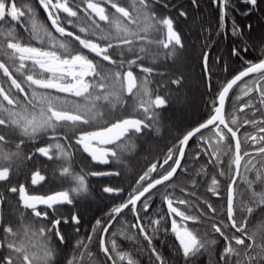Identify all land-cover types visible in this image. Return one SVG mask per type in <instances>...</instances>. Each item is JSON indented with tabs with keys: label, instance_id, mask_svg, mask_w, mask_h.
Listing matches in <instances>:
<instances>
[{
	"label": "snow or ice",
	"instance_id": "6c2138e0",
	"mask_svg": "<svg viewBox=\"0 0 264 264\" xmlns=\"http://www.w3.org/2000/svg\"><path fill=\"white\" fill-rule=\"evenodd\" d=\"M242 2L249 6L246 15L258 8L264 11V0ZM191 3L193 7L198 6V0H191ZM213 3L219 8L221 21L228 19V13L233 10L231 0H213ZM38 4L46 13L52 28L59 33L60 39L47 29H43L47 40L40 35L41 26L30 5L22 8L18 7L17 0H0V57H3L0 59V76L3 77L0 79V145L11 141L16 149L14 152L0 150V264H57L56 249L48 245L50 237L55 236L60 244L65 243L66 236L61 232L62 223H71L75 232L80 231L81 215L73 210L69 216H65L60 208L62 205H73L77 197L87 199L91 195L85 176L70 173L73 146L88 154L98 164L123 163V137L127 136L131 140L133 137L147 135L153 126L162 122L161 110L166 112L170 105L179 106L184 103L182 89L189 80L184 68L186 56L200 61L203 79L209 91L212 89L209 45L206 40L200 45L198 57L195 45L189 50L180 29L181 18H189V13L183 8L177 9L175 16H158L157 6L169 8L165 0H132V12L122 6L120 0H38ZM104 5H110L114 10L110 13L113 18L111 21ZM25 9L29 13L27 23L31 25L30 28L24 27ZM85 18L91 23L81 26ZM124 20L127 24L122 22ZM98 21L109 22V27H114L115 32L100 29ZM10 22H13L12 26L5 28L4 25H9ZM15 24L24 27L27 36L18 34ZM149 29L158 38L147 40L145 35H141ZM204 31L207 33L206 29ZM230 31L238 40L230 46L229 58H240L247 54L250 50L249 41L255 49L264 51V33L255 38L249 35L254 32L252 24L240 28L232 23ZM32 38L48 47L33 46ZM137 41L142 43L138 44ZM145 42L154 43L166 50V58L174 61L172 71L166 78L168 88L162 94L154 96L146 86L147 76L154 74V69L143 65ZM57 49L63 50L66 55L61 56ZM129 54L134 58H130ZM213 63L220 65L224 71L227 70L223 57H215ZM246 64L215 93L208 118L182 133L177 138L178 143L173 146L176 150L169 148L162 162H157L161 169L159 178L152 177V173L157 172V163H152L135 179V186L126 193L127 198L110 208L108 223L101 228L98 243L100 251L111 264H139L133 258L134 254L117 251L115 239L110 242L105 240L112 221L125 209L135 218V222L130 225L131 229L138 230L139 236L147 241L145 250L149 252L152 264H171V257H165L154 244L161 233L168 231L178 241L177 252L182 264H197L200 256L217 242L207 238L212 233L218 234L224 241L218 264H264V242L257 243L256 234L246 230L247 216L254 212L255 207L264 205V192H255L254 181L246 178V174L255 169L254 159L259 157L264 162V57L255 63L246 61ZM134 68L147 74L140 87H137ZM155 74L164 76L163 72ZM250 76L253 77L251 86L245 81L241 91L245 96L256 92L261 107L257 108L249 100L238 110L243 112L245 108H250L260 111L261 119H244L240 122L234 113L230 119H226L225 105L230 91L238 82ZM173 87L175 91L171 90ZM53 91L83 98L85 103L69 101L66 96L53 95ZM125 93L133 98L128 108L131 115L127 118H112V113L109 112L107 118L101 116L96 101L102 99L112 103L114 98L123 107L127 103L123 99ZM98 116H101V120H97ZM101 123L104 126L97 127ZM244 125L256 128V134H244L245 141L251 145H259L253 149L255 155L246 149L242 152L238 133ZM90 127L96 130H90ZM204 129H209L212 135L205 136L202 131ZM193 137L200 142L198 151L193 154L194 161L198 162L203 155L207 157V163L215 168L223 162L222 156L227 154L222 152V148H230L232 153L228 165L231 174L228 176L224 218L218 221L213 215L217 213V209L207 200L204 204L209 211L205 212L195 201L179 198L175 191H168L174 187L173 177L179 180L180 176H185L195 189L198 182L196 176L202 173L206 175L203 167L199 170L187 167L185 149ZM229 138L232 143L226 145L224 142ZM26 141H41L42 144L30 146ZM53 149L57 151L54 153ZM54 155L69 164L60 165L58 171L61 176H70L75 182L76 187L70 190L73 195H70V191H59L52 195L29 194L25 184L19 182L17 174L25 172L30 185L41 184L46 179L42 174V171H46L43 165L53 161ZM242 161L243 176L240 171ZM165 165L168 167L165 168ZM218 174L223 177L226 172L219 169ZM88 175L122 178L119 169L92 171ZM237 177L247 185L246 191L252 193L250 203L241 199L243 193L239 191ZM262 177L264 170H257V179ZM219 184L220 181L213 176L208 191L218 196ZM179 191L181 194L195 196V191L189 193L186 187H181ZM102 192L118 197L125 193V188L120 185L105 186ZM6 193L15 194L18 205L16 211L21 212V219L23 212H28L32 224L15 227L5 217L3 206L11 204ZM156 195L160 196L166 206V212L158 213V218L149 213ZM181 205L186 210H181ZM192 208L196 209V213L190 214L189 210ZM50 212L55 214L51 219ZM169 216L170 229L164 227L166 217ZM176 217L180 218L179 221ZM43 221H48L51 226L43 224ZM189 221L199 225L201 231L189 228ZM95 224L100 225L101 221L97 219ZM35 225H39L38 229ZM229 228L231 232H228ZM37 235L44 239L40 245L31 242V237ZM91 238L90 235L88 239ZM68 264H72V261L69 260Z\"/></svg>",
	"mask_w": 264,
	"mask_h": 264
},
{
	"label": "trees",
	"instance_id": "16d2710c",
	"mask_svg": "<svg viewBox=\"0 0 264 264\" xmlns=\"http://www.w3.org/2000/svg\"><path fill=\"white\" fill-rule=\"evenodd\" d=\"M169 4V8L165 9L162 6H157V15H177V9L183 8L189 13V18L184 20L181 18L180 20V29H182V36L186 39V42L189 46V50L191 51L192 45L196 46V54L200 55V45L206 42L209 45L208 51L210 52V63H212V69L216 68L213 64V60L217 56L223 57V62L227 66L226 74H215L212 82V89L209 91L208 87L205 83L198 82V87L196 90L190 89V69L193 67V62L195 59L190 58V56H186L184 60V68L185 72L189 77L188 84L185 88V93L189 95L190 99L192 98L194 101V106L199 112L200 110H204L205 108L209 109L211 105V101L214 98L215 93L228 81L230 80L239 70L238 64L246 63V61L256 62L259 58L264 57V51L255 49L252 46V42L249 41V52L243 55L239 59L237 57L229 58V49L230 46L234 44L238 40V37H235L231 34L230 28L231 24L235 23L238 27L244 28V26L248 24H252L254 26V32L250 33L254 38L264 33V11L260 8L252 11L250 15H246V11L249 6L244 4L242 0H231L232 11L228 13V19L225 21H221L220 19V11L217 5L213 3V0H198V6L193 7L191 1L189 0H165ZM122 6H125L130 12L133 11L132 0H120ZM18 7H22L24 5H30L36 13V19L41 26L40 35L47 40V37L44 35L43 29H47L52 32V35L60 39L59 33H56L55 30L48 24L46 20V15L43 13L42 9L39 7L38 2L36 0H17ZM264 7V5H262ZM109 14V20L111 21L113 18L110 15L113 10L109 7L107 8ZM29 13L25 9V25L24 27L30 28L31 25L27 23V17ZM93 19H97L93 17ZM98 20V19H97ZM124 24H127V21H122ZM91 23L86 18L82 21L81 26H87V24ZM99 23V22H98ZM13 22H10L9 25H4L5 28L12 26ZM18 34L22 36H27V33L20 24L14 25ZM100 29L105 32H115L114 27H109L105 23H99ZM129 27L134 28L135 26L129 25ZM207 30L205 33L204 30ZM78 31V28L76 29ZM141 35H145L147 40H154L158 38L157 34L153 33L151 29L147 33H141ZM31 43L36 47H48L47 45H41L40 41L32 38ZM136 43H142L137 41ZM146 54L143 55V65L145 67H152L154 69V74L151 76H147V74L141 72L139 69L134 68V72L138 78V85L140 87L142 81L145 76H147V88L151 90L153 96L155 94H162L165 88H168V84L166 81L167 76L172 71V65L174 61L171 58H166V50L160 48L156 44H147L144 43ZM147 47L150 49L147 50ZM58 54L61 56L66 55L61 49H57ZM130 58H134L132 54H129ZM3 57H0L2 59ZM238 60L242 61L239 62ZM198 64L200 61L196 59ZM245 65H241L244 67ZM191 67V68H190ZM199 67V66H198ZM222 68V67H220ZM12 69L10 68V71ZM156 72H163L164 76L161 77L156 75ZM15 75V73H14ZM3 77L0 76V79ZM204 84V86H203ZM175 91V87L171 89ZM191 90V91H190ZM123 99L127 101L121 107L120 103H116L114 98L113 102L109 105H106L108 101L99 100V104L97 107L101 113V116L107 118L109 112L112 113V118H127L131 115V112L128 111L129 104L132 102V97H129L126 93L123 95ZM69 101H75L81 103L83 100L78 98L69 97ZM114 104V106H113ZM193 109V108H192ZM162 111V122L153 126L151 131L146 136H141L139 142H143L141 147L135 151V170H134V179L138 178V175H142L144 171L140 168L138 169V165L141 166L142 160L145 158L151 166L152 163H156V161L165 158L167 150L174 146L177 143L179 137L182 136V133L187 132L192 126V121H190L189 114L186 110L179 109L178 106L170 105L166 112ZM192 113V112H191ZM241 114V113H240ZM101 116L97 117V120H101ZM98 127L104 126L102 123L97 125ZM145 142H148V146L145 147ZM18 143V141H16ZM26 144L33 145L34 142L26 141ZM153 144V145H150ZM23 147V146H22ZM0 150L4 152H14L15 144L9 141L5 145H0ZM27 151V149H25ZM123 161L125 164L122 168L119 169L122 173L123 184L121 186L124 188L126 184V162L127 156L123 154ZM80 157L78 154H74L71 156L70 160V173L77 175H84V172H89L91 170L86 169V166L82 169H78L76 162ZM138 161V162H137ZM28 162H26L27 164ZM138 164V165H137ZM25 172H21V176L19 178V182L23 183L25 178ZM86 179V178H85ZM27 180V179H26ZM94 179H86L89 192L91 195L87 198L77 197L74 201V204L70 207H63L61 211L65 216H69L70 213L75 210L81 215V224L79 225L80 231L77 233L74 231V227L69 224H61V232L65 234L66 241L64 244H60L59 241L55 238V236L50 237L48 240L49 247H53L56 249V260L57 264H68V261L71 260L72 264H111L110 261H107L104 257V254L99 249V235L101 232V228L108 223L109 216L108 212L110 208L116 204L114 203V196H107L104 193L97 195L90 191V186L94 182ZM264 181L261 180V186L259 192H264ZM70 185L68 186V191L72 188L76 187L75 182L69 176ZM175 182V181H174ZM162 188V187H161ZM55 190V189H54ZM9 196V200L11 204H6L4 207L5 217L10 220V222L15 227H22L32 224V218L29 216L28 212H23V219H21V212L16 211L18 205L16 204L17 197L15 194H7ZM70 195H73L70 191ZM252 196V193L250 194ZM256 215L254 212L249 216H247L248 224L247 231L249 233H255V239L257 243L264 242V205H261L256 208ZM99 219L101 221L100 225H96L95 221ZM135 221L134 217L130 215L129 212H125L118 216L115 220L114 224L110 227V230L107 234V241H111L115 239L117 242V251H123L130 254H134L133 258L139 261V264H152V261L149 259V252L145 249L147 248V242L143 240V243L140 241L137 243L133 238L138 237L134 233H131L132 230L130 225ZM43 224L51 226L46 221H43ZM39 225H35V228L38 229ZM165 228L168 227L167 220L164 223ZM95 228V232L93 229ZM116 230L122 231L119 234ZM55 231V229H53ZM115 234V235H113ZM91 235V240L88 237ZM160 238H162L160 240ZM78 241L82 243H78ZM31 242L37 245H40L44 242L43 237L39 235L35 237H31ZM132 243V244H131ZM247 243V241H246ZM154 244L158 247L159 251L165 255V257H171V264H182L181 257L177 252V246L173 239L171 238V234L169 231L166 233H161L157 239L154 240ZM235 247V245H234ZM235 259V258H234ZM203 262L197 263L201 264ZM126 264V262H125ZM211 264L213 262L211 261ZM215 264V263H214Z\"/></svg>",
	"mask_w": 264,
	"mask_h": 264
},
{
	"label": "flooded vegetation",
	"instance_id": "af4514ba",
	"mask_svg": "<svg viewBox=\"0 0 264 264\" xmlns=\"http://www.w3.org/2000/svg\"><path fill=\"white\" fill-rule=\"evenodd\" d=\"M38 2V0H36ZM191 1V0H189ZM39 5V4H38ZM106 8V13L108 12V7L110 8V5H104ZM40 7V6H39ZM41 8V7H40ZM111 9V8H110ZM43 10V9H42ZM112 10V9H111ZM114 11V10H113ZM44 12V11H43ZM45 13V12H44ZM81 15H83L82 13H80ZM46 15V13H45ZM47 18V15H46ZM96 18V17H95ZM98 19V18H97ZM48 20V19H47ZM48 24L51 23L48 20ZM100 24L101 23H105L106 25L109 26V22H104V21H98ZM82 23V22H81ZM52 27V26H51ZM150 48L147 47V50H149ZM199 55H197L198 57ZM239 59H242L241 57ZM239 62H242L240 60H238ZM258 62V61H256ZM255 63V62H254ZM209 64H210V72L213 74L212 75V79L213 76L215 74H226L228 71H224L222 68H220V65H216L214 64V66H216V68L212 69V63H210L209 60ZM223 64H225L223 62ZM241 65H245L244 67L247 66L246 63H241L238 64L237 66H239L240 70H242ZM199 66V67H198ZM239 70V71H240ZM238 71V72H239ZM190 80H191V84H190V89L196 90L198 85V82L200 83H205V80L203 79V70L201 67V64L198 62H196V59L193 62V67L190 69ZM237 72V73H238ZM236 73V74H237ZM255 75V74H254ZM253 77L250 76L248 78H246L245 80L241 81L230 93L227 103H226V107H225V117L226 119H230L233 115V113L235 114L236 118L238 119V121L242 122L244 119H261L262 117V112L260 111H253L250 108H245L243 112H240L238 109L240 108L241 105H243L246 101L251 100L252 103L257 107H261V105L259 104V98L257 96L256 92H251L249 95L245 96L243 95L241 88L244 85L245 81L249 82V86H251V81H252ZM138 78H137V85H138ZM204 86V84H203ZM207 86V85H206ZM27 90V89H26ZM51 91V90H50ZM53 95H60L61 97H67V99L69 97H73L70 96L68 94H64V93H55L53 91ZM73 98H78L83 100V98H79V97H73ZM85 103V101L83 100L81 102V104ZM108 103L106 105H109L111 103L109 102H105ZM99 104V102L97 103L96 101V105ZM194 111H192V117L190 118V121H192V126L190 127L189 130H191L192 128L198 126L201 122L205 121L208 116L210 115L211 112V107L209 109L205 108L203 112H200V116L198 110L196 109V107L193 108ZM241 113V114H240ZM98 127V126H97ZM90 130H96V128H91ZM188 130V131H189ZM205 134V136H211L212 133L209 129H204L202 130ZM245 133H249V134H256V128L252 127L251 125H244L243 127L240 128V131L238 133L240 139H241V148H242V152L246 149L249 152H252L253 155H255L253 149L256 147H259V145H251L250 142L245 141L244 140V134ZM50 135V134H49ZM131 134H129L130 136ZM199 135V134H197ZM146 136V135H143ZM141 139V136L138 137H133L131 140L128 139V137H123L122 140L125 142V149H124V153L127 156V162H126V171H127V179L126 184L124 185L125 188V193H121L120 196L116 197V199H114V203H121L123 202L124 199L127 198L126 193L127 191H130L131 188L133 186H135V179H134V170H135V158H134V153L135 151H137L141 145L143 144V142H139V140ZM51 142V141H50ZM61 143H64V141H61ZM178 143V141H177ZM177 143H175L174 145H176ZM199 143L195 137H193V139L189 142V146L187 147V149L185 150V158L188 161L187 167L192 168V169H196L199 170L201 167L204 168L205 170V174H201L199 176H196L197 179V185L195 187V189L192 188L191 186V182L186 179L185 176H180L179 180H177L176 177L173 178L174 182V187L173 189H168V191H175V195L179 198H184V199H189L190 202L191 201H195L200 208L207 212L209 211L206 208V205L204 204V201L207 200L208 203H211L213 205L214 208L217 209V213L213 214L215 216V219L218 221L222 218H224L223 214L225 211V206H226V200H227V183H228V176L231 174L229 169H228V165H229V157L231 156V150L230 148H222V152L227 153L225 155L222 156V163L220 165H217L215 168L207 163V157L206 156H201L200 160L194 161L193 160V154L198 151L199 149ZM226 145H231L232 141L231 138H229L228 140H226L224 142ZM34 144H42L41 141H35ZM98 147H111L110 145H96ZM148 146V142H145V147ZM173 151H175L176 149L174 147ZM57 150L53 149V152L55 153ZM78 154V156L80 157L78 159V161L76 162L78 169H82L83 166H86V169H89L92 171H107V170H112V169H116L118 168H122L123 165L125 164V162L123 161V163L120 164H109V165H103V164H97L94 163V161L89 158L83 151L79 150L76 146H73L72 150H71V156L74 154ZM164 159V158H163ZM158 160L159 162H162V160ZM156 161V163L158 162ZM138 162V161H137ZM171 163V161L169 162ZM148 161L145 160V158L142 160V164L141 166H139L138 164V169L140 168L142 171L143 170H147L149 167ZM242 167H241V175H245L244 174V165H243V161L241 162ZM253 164H255V169H253L252 171L248 172L246 174V178L248 180H252L254 181L253 184V189L255 190V192L259 193L260 190V186H261V180L264 179V177H262L260 180L257 179V170H264V162L261 161V159L259 157H257L256 159L253 160ZM60 165L63 166H69V164L64 163L63 159H57V157L54 155L53 156V161H48L46 163H44L43 167L44 169H46V171H42V174L45 175L46 179L45 181L41 182V184L38 185H30V182L28 180H24V184L25 186L28 188L29 190V194H33V195H52L56 192L59 191H68V186L70 185L69 182V176H61L59 174L58 168ZM135 166V167H134ZM165 168H167L168 166L165 165ZM251 167V166H249ZM219 169H224L226 172V175L221 177L218 174ZM161 171L160 169V165L159 163H157V172H153L152 173V177L153 178H159L158 173ZM56 173L55 175L53 173ZM89 172H84V176L86 179H94L95 181L92 183V186H90V191L93 193H96L97 195H100L102 192V188L105 186H115V185H120L123 184V180L124 179H117L116 177H106V178H93L92 176L88 175ZM179 174V173H178ZM18 178H20L21 176V172H19L18 174ZM215 176L216 179H218L220 181L219 184V195L218 196H214L211 194V192L208 191V186H210L211 183V178ZM172 182H167V183H172ZM237 184L239 186V191L243 193V196L241 197V199L244 200L245 203H250L251 202V198L252 196L250 195L251 192L246 191L247 189V185L245 183H243V181L241 180L240 177H237ZM162 186H159L158 188H161ZM181 187H186L188 192H192L195 191V196H190L187 194H181V192L179 191V189ZM55 189V190H54ZM155 192V190H153ZM105 194V193H104ZM107 196H110L108 194H105ZM72 206V205H71ZM63 207H70L69 205L67 206H60V208ZM181 210H186L185 206L181 205L180 206ZM256 208H254V214L256 215ZM190 214L192 213H196V209L192 208L189 210ZM128 212V210L126 209L123 213ZM166 212V206L163 204L162 200L160 199L159 195H156L152 201V207L149 209V213L152 214L153 216L158 218V213L159 214H163ZM121 213V214H123ZM130 213V212H129ZM120 214V215H121ZM53 213L50 212V216L49 219H51L53 217ZM130 215L132 216V214L130 213ZM250 216V215H249ZM133 217V216H132ZM118 218V217H117ZM116 218V219H117ZM211 219V217H209ZM115 219V220H116ZM135 219V218H134ZM176 219L179 221V217H176ZM114 221H112V225L114 224ZM167 223H168V227L170 229V216L166 217ZM48 223V221H46ZM135 221H133L132 223H134ZM111 225V226H112ZM188 227L189 228H194L196 229L198 232L201 231L200 226L199 225H194L191 221L188 222ZM110 230V228H109ZM232 230L229 228L228 232H231ZM109 232V231H108ZM116 232L119 234H123L121 233L122 231L120 230H116ZM131 233H134L135 235L138 236L133 238L137 243H139L140 241L143 243V238L139 236L138 230H131ZM169 234H171V238L173 239V241L175 242L176 246L178 245V241H176L174 235L169 231ZM107 234L105 235V240L106 239ZM207 238L209 240H213L215 239L217 242L215 245H212L210 250L207 252H204L203 255L200 256L199 260L197 261V263L203 262L201 264H211V261L213 262V264H218V260H219V253L222 251L223 246H224V241L222 238H220L218 236V234L212 233L209 234L207 236ZM162 238H160L161 240ZM147 242V241H145ZM132 244V243H131Z\"/></svg>",
	"mask_w": 264,
	"mask_h": 264
},
{
	"label": "rangeland",
	"instance_id": "374dc122",
	"mask_svg": "<svg viewBox=\"0 0 264 264\" xmlns=\"http://www.w3.org/2000/svg\"><path fill=\"white\" fill-rule=\"evenodd\" d=\"M42 9V8H41ZM43 11V10H42ZM44 13V12H43ZM45 14V13H44ZM46 20H47V18H46ZM47 22H48V20H47ZM49 23V22H48ZM206 40H207V38H206ZM191 68V67H190ZM190 84H191V80H190ZM186 88V87H185ZM185 88L184 89H182V94H183V96H184V103L183 104H181V105H179L178 107H179V109H181V110H186L187 112H190V114H189V118H188V120L192 117V111H194L192 108H194L193 106H194V101H193V99L191 98L190 99V97H189V95H187L186 93H185Z\"/></svg>",
	"mask_w": 264,
	"mask_h": 264
},
{
	"label": "water",
	"instance_id": "95a60500",
	"mask_svg": "<svg viewBox=\"0 0 264 264\" xmlns=\"http://www.w3.org/2000/svg\"><path fill=\"white\" fill-rule=\"evenodd\" d=\"M246 78H248V77H245L244 80H245ZM240 82H241V81H240ZM240 82H238V84H239ZM238 84H237V85H238ZM237 85H236V86H237ZM236 86H234L233 89H234ZM233 89H232V90H233ZM232 90L230 91V93L232 92ZM230 93H229V95H230ZM226 103H227V102H226ZM225 107H226V105H225ZM189 142H190V141H189ZM186 149H187V148H186ZM186 149H185V150H186ZM85 154H86V153H85ZM86 155H87L89 158H91L88 154H86ZM94 163H96V162H94ZM97 164H98V163H97ZM92 177H93V176H92ZM106 177H109V176H104V177H93V178H106ZM173 178H174V177H173ZM166 183H167V182H166ZM158 187H159V186H158ZM62 206H66V205H62ZM67 206H68V205H67ZM69 206H71V205H69ZM125 210H126V209H125ZM112 223H113V222H112Z\"/></svg>",
	"mask_w": 264,
	"mask_h": 264
},
{
	"label": "bare ground",
	"instance_id": "6f19581e",
	"mask_svg": "<svg viewBox=\"0 0 264 264\" xmlns=\"http://www.w3.org/2000/svg\"><path fill=\"white\" fill-rule=\"evenodd\" d=\"M190 91H191V90H190ZM200 111H202V112H203L204 110H200ZM150 145H153V144H150Z\"/></svg>",
	"mask_w": 264,
	"mask_h": 264
}]
</instances>
